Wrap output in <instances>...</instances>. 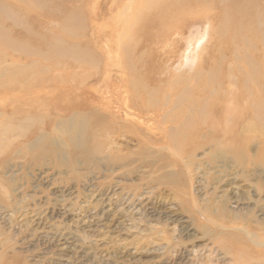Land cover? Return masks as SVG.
<instances>
[{"label":"rangeland","instance_id":"rangeland-1","mask_svg":"<svg viewBox=\"0 0 264 264\" xmlns=\"http://www.w3.org/2000/svg\"><path fill=\"white\" fill-rule=\"evenodd\" d=\"M37 1L0 0V111L48 143L0 146V264H264V0ZM190 97L217 103L200 129Z\"/></svg>","mask_w":264,"mask_h":264},{"label":"bare ground","instance_id":"bare-ground-1","mask_svg":"<svg viewBox=\"0 0 264 264\" xmlns=\"http://www.w3.org/2000/svg\"><path fill=\"white\" fill-rule=\"evenodd\" d=\"M29 1V0H28ZM33 1H36V4H38L37 2H39V1H37V0H33ZM41 1V0H40ZM168 1H174V0H168ZM187 1V0H186ZM202 0H195V3H196V5H198L199 3L201 4H203V2H201ZM239 1V0H238ZM249 2V1H248ZM41 3V2H40ZM39 3V4H40ZM192 3V2H191ZM190 3V4H191ZM2 4V3H1ZM52 4V3H51ZM242 4H244L243 2H240V5H242ZM4 5V4H3ZM6 6V5H5ZM38 6V5H37ZM43 6V5H42ZM42 6H40L41 7V9H42ZM54 6V5H53ZM199 6H202V5H199ZM233 6H235V5H233ZM243 6V5H242ZM237 7V6H236ZM241 7V6H240ZM7 8V7H6ZM5 8V9H6ZM49 8V7H48ZM56 8V7H55ZM244 8V7H243ZM44 9V8H43ZM52 9V8H51ZM50 8H49V10H51ZM212 9V8H211ZM237 9H240V8H237ZM9 9L7 8V10L6 11H8ZM54 10V9H53ZM214 10V9H213ZM242 10V9H241ZM5 11V12H6ZM9 13H10V11H8ZM8 12H6V13H8ZM41 12V11H40ZM230 12H232V14H234L235 16V18H238V16H239V13L237 12V14L235 13L236 12V9L234 10V8L231 6L230 7ZM234 12V13H233ZM55 13V12H54ZM223 13V12H222ZM225 13V12H224ZM223 13V14H224ZM213 14V13H212ZM216 14V13H215ZM223 14H221V12H219V15L218 16H216L217 17V19L218 20H220V17L222 18L221 20H223L224 18L222 17V15ZM217 15V14H216ZM229 15V14H228ZM227 15V16H228ZM1 16H3V15H1ZM0 16V17H1ZM8 16H10V18H12V15L11 14H8ZM7 17V16H6ZM230 17V16H229ZM233 17V18H234ZM215 18V17H214ZM225 18H227V17H225ZM0 19H2V18H0ZM230 19H231V17H230ZM228 19H226V21H227ZM236 20H238V19H236ZM14 21V20H13ZM15 22H16V20H15ZM65 22H68L69 23V25H66V26H70V27H75L74 26V18L73 17H68V19L65 21ZM224 22V21H223ZM236 22H239V21H236ZM67 23V24H68ZM66 24V23H65ZM235 26V25H234ZM72 27V28H73ZM226 27V26H225ZM231 27V26H230ZM221 28V27H220ZM70 30V29H69ZM226 30V29H225ZM0 31L1 32H4V31H2L1 29H0ZM1 34H5V33H1ZM3 38V37H2ZM2 40H4V38L2 39ZM2 40H0L1 42L0 43H2L3 42V44H4V41H2ZM5 45H6V47H7V45H8V48H11L12 50L14 49L15 51L16 50H18V51H20V48L22 47L19 43H11V41L9 40H6L5 39ZM21 46V47H20ZM56 51V53H54ZM51 52L52 53H54V54H56L57 56H58V58H60L61 59V56H64V59L66 58V56H68V58H69V60L70 59H75V60H83V62H85L86 64H91V65H93V55L90 53V52H82V51H78V50H76V51H73V50H68V49H62V48H58V49H52V47H51ZM37 55V54H36ZM86 56H88V59H85V58H87ZM40 57V56H39ZM44 57V56H43ZM85 57V58H84ZM63 59V58H62ZM69 60H63L62 62H57V63H59V65H64V66H66L67 64H71V63H69ZM187 60H189L188 58H187ZM66 64V65H65ZM126 67H127V65H125ZM126 67H125V69H126ZM131 68V67H130ZM126 70H128V68L126 69ZM132 70V69H131ZM126 72V71H125ZM133 76V75H132ZM183 97V96H182ZM217 99V98H216ZM235 99V98H234ZM258 99V98H257ZM263 98H262V100H261V98H259L258 99V102H253V103H251V104H249L250 106V109L252 110V112L255 114V116H256V118L258 117L259 119H260V117H262L261 116V113H263L264 112V103H263ZM173 101V100H172ZM202 101V100H201ZM216 101H218V100H216ZM216 101L214 102V103H216ZM162 102H164V101H162ZM185 102H187V103H189V105L186 107V108H184L183 110L184 111H186V115L187 114H189L188 116H190L191 114H193V115H195V116H197V118H198V120L195 122V123H192V125H193V128H198V129H200L201 127H204L205 126V124H206V122H205V120H203L202 119V117H203V114H205V111H207L206 110V108L207 107H211V110H212V112H213V109H215L216 108V106H217V103L215 104V105H213V106H211L212 104H207L208 102H211V101H207V103H202V102H199L198 101V99L196 98V99H192L191 97L190 98H188V99H186V101ZM221 102H223V101H221ZM227 102V101H226ZM8 103V102H7ZM165 103V102H164ZM171 102H169V99L166 101V103L165 104H170ZM234 103H236V101H234V100H232V101H230L229 103H225V105H223V107L221 108V109H219V112H222L223 111V109H224V111H226V110H228V109H231V105L233 104L234 105ZM179 104V103H178ZM172 106H171V108L170 109H175V104L173 103V104H171ZM236 105V104H235ZM177 106H180V105H177ZM167 107V106H166ZM161 108H163V107H161ZM177 108V107H176ZM247 109V108H246ZM246 109H244V110H246ZM216 110H217V108H216ZM158 111V110H157ZM170 110H168V112H169ZM17 112V111H16ZM15 112V113H16ZM167 112V111H166ZM232 112V111H231ZM245 112V111H244ZM8 113V112H7ZM19 113V112H18ZM183 113V112H182ZM217 113V112H216ZM233 113V112H232ZM250 113V112H249ZM4 114H6L5 113V110H2V112L0 111V146H9L10 145V137L12 136V135H14L15 134V132H18L19 130L21 131H25V132H23V133H21V134H24V133H27V131L29 130L30 131V128H38L37 126H34L33 127V125L34 124H39L40 123V121H36V120H32V119H29V118H25L22 122H17V123H15V122H11L14 118H15V116L14 115H12L14 118H12V117H10V120L6 117V116H4ZM253 114V115H254ZM86 115V114H85ZM182 115V114H181ZM192 115V116H193ZM8 116V115H7ZM81 116V115H80ZM83 116V115H82ZM164 116V115H163ZM211 116V115H210ZM254 116V117H255ZM40 117V116H39ZM31 118V117H30ZM32 118H34V117H32ZM69 118V117H68ZM74 118L75 117H72L71 119L72 120H74ZM87 118V117H86ZM187 118V117H186ZM186 118L185 119H182L181 120V123H179L178 125H180V127L181 126H183V127H186V126H189V124H191L189 121H187L186 120ZM188 118H190V117H188ZM187 118V119H188ZM192 118V117H191ZM194 118V117H193ZM45 119V118H44ZM65 119V118H64ZM70 119V118H69ZM88 119V118H87ZM86 119V120H87ZM209 119V118H208ZM212 119V118H211ZM259 119H257L258 120V122H259ZM15 121L17 120V119H14ZM47 120V119H46ZM46 120H44V121H46ZM72 120H70L69 122H72ZM57 121V120H56ZM59 121V120H58ZM63 121V120H62ZM83 120H81V119H79V120H77L76 121V124L78 125L77 126V128L78 129H76V130H68L67 129V131L64 129V127H65V124L66 123H68V122H57L58 124L56 125V128H58V126H59V128L61 129V131H65V132H67V133H69V135L73 138V137H76V138H81L82 137V134L84 135V131H86V129H88L89 128V123H88V121H87V123L88 124H83V122H82ZM96 121V120H95ZM233 121V120H232ZM261 121V120H260ZM163 122V121H162ZM213 122V121H212ZM211 122V123H212ZM214 122H216V121H214ZM214 122H213V124H214ZM15 125H14V124ZM49 123V122H48ZM48 123H46V124H48ZM56 123V122H55ZM93 123V122H92ZM210 123V122H209ZM211 123H210V125H211ZM228 123H229V121H228ZM261 123V122H260ZM264 122L262 121V123H261V125L263 124ZM41 124V123H40ZM94 124V123H93ZM212 124V125H213ZM191 125V126H192ZM217 125V127H218V124H216ZM225 125V124H224ZM264 125V124H263ZM262 125V126H263ZM50 126V125H49ZM214 126V125H213ZM230 126V125H229ZM48 127V126H47ZM45 128V127H43V128H41V129H43V130H45L46 131V129H49V128ZM62 127V128H61ZM73 127H75V126H73ZM108 127H110L111 128V126H105V130L103 129V132H107V130H108V132H109V129H108ZM216 127V126H215ZM35 128V130L33 129H31L32 130V133H28L29 134V136L33 139V141H31V142H29V144H27V145H24V147H21V149H22V152H25V150H33V149H37V147L39 146L40 147V145H41V147H43L42 145H44L45 146V144H47L48 145V143L46 142V135H44V134H40V136H36L37 134H38V132L40 133V130H38V129H36ZM56 128H54V129H56ZM68 128V127H67ZM93 128V127H92ZM189 128H191V129H193L192 127H189ZM214 129H216V128H214ZM42 130V131H43ZM101 130V129H100ZM111 130V129H110ZM194 130V129H193ZM224 130V129H223ZM195 131H196V129H195ZM217 130H215L214 132H216ZM227 128H226V133H227ZM31 132V131H30ZM17 134L18 136H22L21 134ZM82 133V134H81ZM47 134V133H46ZM105 134V133H104ZM26 135V134H25ZM24 135V136H25ZM35 135V136H34ZM216 135V134H215ZM230 135V134H229ZM91 136V135H90ZM227 136V135H226ZM231 136V135H230ZM39 137V138H38ZM228 137V136H227ZM31 138H29V139H31ZM194 138V137H193ZM230 138V137H229ZM231 138H233V137H231ZM48 141V140H47ZM230 141H231V139H230ZM233 141V140H232ZM211 142V141H210ZM227 142V141H226ZM214 143V146L215 147H217V154H216V158H215V160H213V163L214 164H221V165H223L224 163H229V161L230 160H232V159H234L235 161H239V162H242V165H247V158H246V155H247V150L246 149H244L242 146H246L247 147V142H242V143H233V142H231V144L229 143L228 145H220V143L219 142H217L216 140L213 142ZM19 144V143H18ZM21 145V144H20ZM52 145V143L50 144V146ZM49 146V147H50ZM238 146V148H243L244 149V151L243 150H239V152H238V150H235V148ZM54 147V146H53ZM50 148H52V147H50ZM20 149V150H21ZM19 152V151H18ZM17 155V154H16ZM19 155L21 156V152H19ZM38 155V154H37ZM254 156V155H253ZM252 156V157H253ZM39 157H40V155H39ZM35 158H36V156H35ZM246 161V162H245ZM220 165V166H221ZM255 171H257V170H255Z\"/></svg>","mask_w":264,"mask_h":264}]
</instances>
